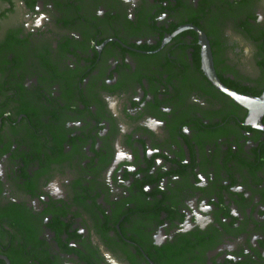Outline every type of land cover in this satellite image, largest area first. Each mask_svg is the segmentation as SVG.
<instances>
[{
  "label": "flooded vegetation",
  "instance_id": "af4514ba",
  "mask_svg": "<svg viewBox=\"0 0 264 264\" xmlns=\"http://www.w3.org/2000/svg\"><path fill=\"white\" fill-rule=\"evenodd\" d=\"M264 0H0V264H264Z\"/></svg>",
  "mask_w": 264,
  "mask_h": 264
},
{
  "label": "water",
  "instance_id": "95a60500",
  "mask_svg": "<svg viewBox=\"0 0 264 264\" xmlns=\"http://www.w3.org/2000/svg\"><path fill=\"white\" fill-rule=\"evenodd\" d=\"M201 36L203 40V45L205 47L204 57H205L206 69L209 72L211 79L215 82L217 87L225 91L235 101H237L239 104H241L242 106L246 107L249 110L250 121H252L251 119H253V117L256 116V114H258V116L256 117L257 119L256 122L260 124L262 116L264 114V92L260 96L244 95L236 92L233 89L228 88L223 83H221L212 66V61H211L212 56H211L210 45L208 43V40L206 39L205 35H201Z\"/></svg>",
  "mask_w": 264,
  "mask_h": 264
},
{
  "label": "bare ground",
  "instance_id": "6f19581e",
  "mask_svg": "<svg viewBox=\"0 0 264 264\" xmlns=\"http://www.w3.org/2000/svg\"><path fill=\"white\" fill-rule=\"evenodd\" d=\"M257 116H258V114H256V116H254V117H253V119H252V120H253L254 122H256V121H257V119H256V117H257Z\"/></svg>",
  "mask_w": 264,
  "mask_h": 264
}]
</instances>
